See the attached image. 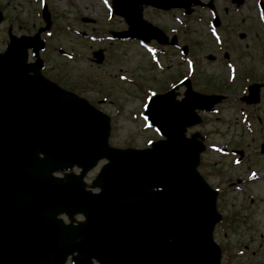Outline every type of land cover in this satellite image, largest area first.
Wrapping results in <instances>:
<instances>
[{"label": "water", "instance_id": "95a60500", "mask_svg": "<svg viewBox=\"0 0 264 264\" xmlns=\"http://www.w3.org/2000/svg\"><path fill=\"white\" fill-rule=\"evenodd\" d=\"M179 1L186 0L113 4L150 39L154 28L143 24L140 4ZM9 36L0 53V264H64L68 255L75 264H220L215 194L196 171L203 145L198 133L185 136L199 121L193 109L209 98L158 94L144 115L165 139L143 149L111 147L108 116L42 79L40 63H26L28 48L37 56L38 35ZM95 55L101 61V51ZM103 158L90 186L101 191L92 194L82 178ZM73 166L79 175L65 172ZM75 214L84 221L74 224Z\"/></svg>", "mask_w": 264, "mask_h": 264}, {"label": "rangeland", "instance_id": "374dc122", "mask_svg": "<svg viewBox=\"0 0 264 264\" xmlns=\"http://www.w3.org/2000/svg\"><path fill=\"white\" fill-rule=\"evenodd\" d=\"M49 1V11L51 12L50 30L43 37L47 42L45 59L47 65L56 70H61L56 74L64 75L76 80L77 92L92 102H99V108L111 116V134L109 142L118 147H144L152 139L158 138L154 129L150 128L141 116L145 98L156 88L163 89L167 84L168 76L175 73L174 60L177 58L174 47L169 49V57H163L162 62H169V70L156 71L152 46L142 47L135 40L119 41L116 39L108 40L103 37L107 35V30L116 31L115 28L124 25L119 17L107 18L106 0H47ZM209 0H207L208 2ZM220 2V0H218ZM255 0H246L245 5L240 7V11L235 12L234 7L222 17L223 28L230 31L224 32V48H229L234 58L238 60L241 68L244 65L253 64L255 69H263L261 60L257 56L262 51L261 39L255 38L259 34L252 31V26L258 28L255 19L253 3ZM4 7L5 16H9L12 22L4 17L0 24V50L7 41L6 28L12 24L13 33L33 34L36 28L42 25L41 6L33 0H0ZM250 6V7H249ZM223 11V10H222ZM207 16V13H205ZM178 15V14H177ZM143 17L153 25L165 29L168 33L171 28L177 26L172 17V13H162L152 7H146ZM191 18V17H190ZM89 19V21H85ZM241 19V21H240ZM244 19V21H242ZM117 26V27H114ZM79 32V34L76 33ZM239 32L246 35L244 39L238 37ZM171 36V33H168ZM178 42H186L190 53L195 56L198 63L202 66L197 67L196 84L203 89L220 87L225 82V70L219 62L211 63L204 58V55L212 53L215 57H221V52L212 43L206 33L202 22L195 19L188 22L183 34H175ZM94 36L95 40H90ZM229 41V42H228ZM181 46V45H180ZM69 52L73 50L74 58L67 59L60 57L58 49ZM101 49L103 61L96 65L91 58V51ZM244 49V50H243ZM259 49V50H258ZM58 54V55H57ZM58 68V69H56ZM66 70L65 72L62 70ZM223 68V71H222ZM61 72V73H60ZM62 75V74H61ZM124 76V79H120ZM209 91V90H205ZM231 90H227L229 92ZM202 125L194 127L204 131L208 135L210 143L227 144L240 142L242 127L238 123L237 114H227L223 111L222 120L213 114H205ZM206 116V117H205ZM219 116V115H218ZM258 146V143H257ZM255 152V150H251ZM214 154L205 155L203 172L214 184L221 186L227 184L229 177H223V181L218 182L219 174L228 175L235 169L228 164L221 166L222 171L213 172L210 163L218 160ZM222 159H224L222 157ZM256 167L264 171V167ZM103 161L99 162L100 165ZM216 163V162H215ZM98 167V166H97ZM210 169L209 174H207ZM239 173L246 174L247 168H240ZM96 169L92 170L86 180L89 182L95 174ZM227 180V181H226ZM246 193L254 194L250 199L239 192H224L220 198L221 210L227 215L229 230L227 235L224 231L217 232V240L222 248L234 250L236 247L247 248L249 252L245 264L252 260V264L264 263V180L256 181L244 187ZM260 198V199H259ZM232 214V215H231ZM246 214V216H244ZM230 223H233L230 225ZM226 227V225H222ZM234 227V228H233ZM249 234L253 235L252 240H247ZM255 251L256 256L250 252ZM225 258V256H224ZM225 261V260H224ZM228 264V262H227ZM229 264H232L229 262Z\"/></svg>", "mask_w": 264, "mask_h": 264}, {"label": "flooded vegetation", "instance_id": "af4514ba", "mask_svg": "<svg viewBox=\"0 0 264 264\" xmlns=\"http://www.w3.org/2000/svg\"><path fill=\"white\" fill-rule=\"evenodd\" d=\"M261 36L262 34H259L258 37H254L261 38ZM257 56H259V60L264 65V52H258ZM206 60L210 62L211 59ZM214 62H220V65L224 68L226 72L225 82L222 86H217L215 91L209 89V87H207L208 89H203L204 87H202V91L205 93L216 92L223 95V99L216 107L217 114H223L225 110L227 114L238 115V123L242 127L240 142L236 144L235 148L241 151L239 153V164L245 163L248 166H254L256 165L255 157L262 155L260 148L262 141H264V66L263 69H255L254 65L251 64L239 68V62L234 58L229 48L222 49L221 58L216 57ZM231 69L235 70V74L230 80ZM254 82L259 84L258 101L250 103L246 100L245 95L247 93V86ZM227 90L231 91L227 92ZM251 150H255V152ZM239 171L241 170H236L235 172ZM253 253L256 252L253 251Z\"/></svg>", "mask_w": 264, "mask_h": 264}, {"label": "bare ground", "instance_id": "6f19581e", "mask_svg": "<svg viewBox=\"0 0 264 264\" xmlns=\"http://www.w3.org/2000/svg\"><path fill=\"white\" fill-rule=\"evenodd\" d=\"M206 252H207V249L206 250H202V255L205 254Z\"/></svg>", "mask_w": 264, "mask_h": 264}]
</instances>
